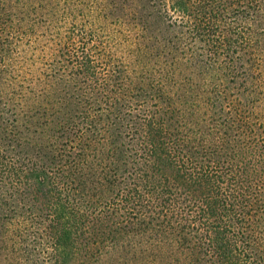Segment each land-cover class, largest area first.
<instances>
[{
	"label": "trees",
	"instance_id": "trees-1",
	"mask_svg": "<svg viewBox=\"0 0 264 264\" xmlns=\"http://www.w3.org/2000/svg\"><path fill=\"white\" fill-rule=\"evenodd\" d=\"M54 5L0 0V261L264 264V0Z\"/></svg>",
	"mask_w": 264,
	"mask_h": 264
},
{
	"label": "rangeland",
	"instance_id": "rangeland-1",
	"mask_svg": "<svg viewBox=\"0 0 264 264\" xmlns=\"http://www.w3.org/2000/svg\"><path fill=\"white\" fill-rule=\"evenodd\" d=\"M49 1H50V4L51 2H54L56 4L54 5L56 12H54L53 9L51 11L48 10L49 13L46 12L45 17H44V22L42 24H38L35 26V28L43 27V30H42L43 35H49L55 32L63 33L68 27V22H67L68 20L65 21L63 17L69 15V13H72L70 15H74L76 9H77L76 11L77 14L82 13V15L88 16L89 19L91 20H94V17L96 18L104 13L106 14L107 12L108 13L112 12L111 10H107L106 8H104V5L108 0H49ZM62 8L67 11H65V13L62 12ZM52 16L56 19L54 21L55 25L48 23V19ZM104 22L109 23L107 18L105 19ZM106 27H107V30H112V28L115 26L108 24ZM34 33L35 35L40 34V33H37V29H36V32L34 31L32 34H30L31 36L30 39L34 41V45L38 47V45L41 44L45 46L46 48L48 46H51L50 45L51 39H48L47 37L43 39L37 38L35 37ZM19 48L20 50H23L22 53H24V55L29 56L35 60H40L41 53L39 52V50H33L27 41L23 44L20 43ZM31 58L26 61V65H29L30 63H32ZM0 264H3L2 261H0Z\"/></svg>",
	"mask_w": 264,
	"mask_h": 264
}]
</instances>
